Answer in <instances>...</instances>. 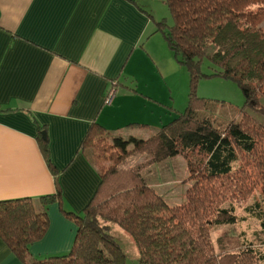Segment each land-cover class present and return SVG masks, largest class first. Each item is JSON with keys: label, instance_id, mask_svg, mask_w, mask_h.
Listing matches in <instances>:
<instances>
[{"label": "trees", "instance_id": "16d2710c", "mask_svg": "<svg viewBox=\"0 0 264 264\" xmlns=\"http://www.w3.org/2000/svg\"><path fill=\"white\" fill-rule=\"evenodd\" d=\"M164 1L171 23L156 22L155 32L186 69V107L147 139L117 136L109 144L110 133L93 122L79 152L99 183L81 212L67 208L59 188L39 198V204L27 198L0 201V240L23 264H125L108 224L131 237L138 264H250L247 260L252 258V264H264V210L259 198L246 208L259 223V247H243L238 236L219 237L212 245L210 236L211 225L238 220L234 204L256 188L264 200V126L246 112H264V0ZM204 59L214 66L210 74L201 71ZM204 77L235 83L244 98L241 108L199 97L197 85ZM230 111L239 116L225 122ZM37 131L41 151L55 172L46 128L37 124ZM135 155L148 160L124 170L123 164ZM177 156L184 158L193 185L184 203L169 206L142 172ZM106 163L110 165L104 167ZM55 202L75 227L73 243L64 255L33 259L29 247L45 236L47 207Z\"/></svg>", "mask_w": 264, "mask_h": 264}, {"label": "crops", "instance_id": "0c3cea01", "mask_svg": "<svg viewBox=\"0 0 264 264\" xmlns=\"http://www.w3.org/2000/svg\"><path fill=\"white\" fill-rule=\"evenodd\" d=\"M142 3L0 0V201L39 204L59 188L67 208L81 212L99 183L79 152L93 122L123 139H146L184 110L187 77L186 88L174 93L168 86L155 90L129 69L134 57L157 65L155 52L182 70ZM111 85L117 90L106 106ZM37 124L46 128L55 172L36 139ZM47 216L45 236L29 247L36 260L68 253L75 237L57 202ZM0 264H23L1 240Z\"/></svg>", "mask_w": 264, "mask_h": 264}, {"label": "rangeland", "instance_id": "374dc122", "mask_svg": "<svg viewBox=\"0 0 264 264\" xmlns=\"http://www.w3.org/2000/svg\"><path fill=\"white\" fill-rule=\"evenodd\" d=\"M140 2H143L142 4L146 6V8L153 11L157 20H165L168 24L171 23V17L164 0H140ZM151 27H154L155 29L153 22L151 23ZM261 28L264 30V23L261 25ZM157 36L162 38L160 34H157ZM212 51L213 48H209L208 54ZM152 57L157 61V65L152 66L144 57H134L129 69L134 68V71L138 74V78L140 77L149 82L150 86L155 90H160L163 86H166L167 88L168 86V89L171 87L173 88L174 93H177L181 91L182 87L186 88L187 85L182 84V82H184V78H188V76L186 69L183 66H181L182 70H179L178 68L170 69L164 61L159 59L157 53L152 52ZM212 68H214V66L204 59L201 64L202 73L210 74L212 73ZM113 89L117 90V87H113ZM197 94L202 98L217 100L219 102L223 101L227 103L226 105H231L236 107V109L241 108L244 103L243 95L236 84L230 80L218 77L202 78L197 85ZM261 104L264 106V99H261ZM228 110L229 109H226L225 111ZM246 112L264 126V112H254L250 109H247ZM228 114L230 117L225 119V122H229L233 118L239 116L238 112L232 114L230 111ZM110 130H108L111 135L109 144L112 143V138H117V133H114L115 131L112 129ZM154 134L156 133H153L149 137ZM131 148L132 146L130 145L127 150ZM242 159L245 160L243 157ZM147 160L148 157L145 155H135L126 160L123 164L124 170L128 171L132 167L142 164ZM109 165L110 163H106L104 167H108ZM142 175L147 184L154 188L169 206L184 203L186 190L193 185V181L189 179V174L186 170V162L182 156L173 157L160 163H156L144 170ZM259 195L258 187L252 192L249 198L240 200L234 204L236 215L238 217V220L235 223L211 225L210 236L212 245H215V241L219 237L238 236L239 242L243 247L248 243L253 244L254 247H259L258 239L261 237L259 223L246 211L247 207L253 205L256 198H259L260 209L264 210V200L261 199ZM227 206L228 204L224 205V207ZM108 226V233L113 236L114 240L119 244L126 256L125 264H138V253L131 237L123 232L117 225L108 224ZM254 260L255 258L248 259L247 262L252 264Z\"/></svg>", "mask_w": 264, "mask_h": 264}, {"label": "built area", "instance_id": "2783aa9c", "mask_svg": "<svg viewBox=\"0 0 264 264\" xmlns=\"http://www.w3.org/2000/svg\"><path fill=\"white\" fill-rule=\"evenodd\" d=\"M113 87H115V85H112L110 87V89L107 90L106 92V95H105V98H104V101H103V104L106 105V106H109L111 105L114 97H115V94H116V91L115 89H113Z\"/></svg>", "mask_w": 264, "mask_h": 264}, {"label": "water", "instance_id": "95a60500", "mask_svg": "<svg viewBox=\"0 0 264 264\" xmlns=\"http://www.w3.org/2000/svg\"><path fill=\"white\" fill-rule=\"evenodd\" d=\"M41 135H42L43 138H45V133H42Z\"/></svg>", "mask_w": 264, "mask_h": 264}]
</instances>
